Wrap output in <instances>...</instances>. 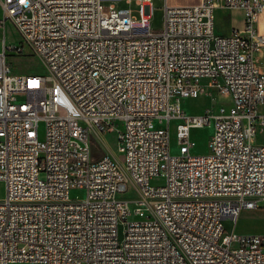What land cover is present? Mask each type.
<instances>
[{
  "label": "built area",
  "instance_id": "obj_1",
  "mask_svg": "<svg viewBox=\"0 0 264 264\" xmlns=\"http://www.w3.org/2000/svg\"><path fill=\"white\" fill-rule=\"evenodd\" d=\"M118 1L133 0H2L20 38L0 50V264H264V233L223 225L264 208V0L165 3L159 30L152 0ZM219 7L244 26L217 34ZM8 49L48 70L13 72ZM215 92L230 105L182 106Z\"/></svg>",
  "mask_w": 264,
  "mask_h": 264
},
{
  "label": "rangeland",
  "instance_id": "obj_2",
  "mask_svg": "<svg viewBox=\"0 0 264 264\" xmlns=\"http://www.w3.org/2000/svg\"><path fill=\"white\" fill-rule=\"evenodd\" d=\"M183 2H190L192 0H182ZM117 7H128L133 10L135 15L138 14V4L135 0L131 3L126 1H118L115 3ZM153 15L150 19V26L152 30L162 29L164 24V6L165 0H153ZM3 14L2 0H0V50L3 48V40H6L7 45H16L19 41V34L9 24H4L1 20ZM7 62L11 70L19 74L30 73H46L48 70L43 61L37 55H23L15 54L14 50L8 49ZM224 104L229 106L228 97L220 95L218 92L212 95H204L199 98H185L182 102L183 108L191 115H198L204 111L206 107L217 106ZM264 109V106H261ZM213 131V124L197 127L192 130L191 138L192 153L205 154L208 151V137ZM91 144L96 156L103 154H110L113 158L120 160L121 153L117 149L116 139L114 132H110L105 137L100 136L95 130L91 129ZM257 142H264V134L258 133L255 137ZM179 147L175 134L171 138L170 151L172 154H177ZM76 192V191H75ZM5 195V185L0 181V199ZM224 232L232 233H264V208L245 209L241 212L238 221L235 222L231 218L223 220ZM124 224H119V238L122 240L124 236ZM13 264H40L28 262H16Z\"/></svg>",
  "mask_w": 264,
  "mask_h": 264
},
{
  "label": "crops",
  "instance_id": "obj_3",
  "mask_svg": "<svg viewBox=\"0 0 264 264\" xmlns=\"http://www.w3.org/2000/svg\"><path fill=\"white\" fill-rule=\"evenodd\" d=\"M153 1V0H152ZM199 0H192L188 3L182 0H165V3L177 6V5H191L198 3ZM244 26V12L242 9H227L219 7L215 13V32L220 35H228L235 28H242ZM259 27L264 31V13L261 15ZM261 60L264 62V53L261 56Z\"/></svg>",
  "mask_w": 264,
  "mask_h": 264
}]
</instances>
